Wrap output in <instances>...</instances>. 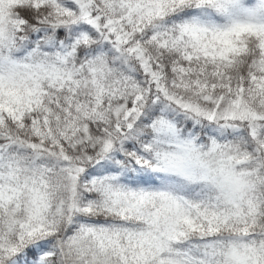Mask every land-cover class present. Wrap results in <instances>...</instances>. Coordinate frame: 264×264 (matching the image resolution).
Masks as SVG:
<instances>
[{
    "label": "snow or ice",
    "instance_id": "obj_1",
    "mask_svg": "<svg viewBox=\"0 0 264 264\" xmlns=\"http://www.w3.org/2000/svg\"><path fill=\"white\" fill-rule=\"evenodd\" d=\"M0 264H264V0H0Z\"/></svg>",
    "mask_w": 264,
    "mask_h": 264
}]
</instances>
